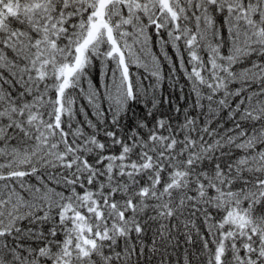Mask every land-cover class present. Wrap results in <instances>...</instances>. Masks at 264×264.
I'll use <instances>...</instances> for the list:
<instances>
[{
    "label": "snow or ice",
    "instance_id": "obj_1",
    "mask_svg": "<svg viewBox=\"0 0 264 264\" xmlns=\"http://www.w3.org/2000/svg\"><path fill=\"white\" fill-rule=\"evenodd\" d=\"M150 29L184 42L196 115L155 97L133 110ZM95 60L86 134L72 93ZM225 110L231 127H213ZM185 212L203 217L207 264H264V0H0V264H139Z\"/></svg>",
    "mask_w": 264,
    "mask_h": 264
},
{
    "label": "trees",
    "instance_id": "obj_2",
    "mask_svg": "<svg viewBox=\"0 0 264 264\" xmlns=\"http://www.w3.org/2000/svg\"><path fill=\"white\" fill-rule=\"evenodd\" d=\"M194 24V21L190 22L189 27L194 29ZM148 35L150 39L146 46L142 42L133 45L135 56L132 58L133 62L129 67L130 80L139 89L141 95L140 103H132L133 110L142 114L146 111L144 107L145 103H147L148 107H151L152 99L155 97L159 100L157 109L160 113L172 117L179 116L182 120L183 110L187 108L191 114L196 115L200 110H194L190 107L194 104L197 97L192 91V82L186 75V71H191L192 65L188 63L189 55L184 46V42L182 40L177 42L178 52L177 48L173 47L166 31L158 36L154 29H150ZM223 35L225 40H227L226 28L224 29ZM128 42L129 44L133 43L131 38H129ZM221 51L222 54H227V45L222 46ZM198 54L201 59H208V51L206 48L198 50ZM252 59L255 60L256 58L252 57ZM181 60L184 61L183 68L181 67ZM248 66L249 62L242 60L239 64L234 65L233 68L239 72L241 68ZM114 68L115 64L109 63L107 68L104 69L105 78L108 83L112 82V69ZM153 72H158L160 79H157L153 75ZM118 75L119 73L117 72ZM239 86L240 84L238 82H233L230 85L231 88ZM93 90H98L101 94L104 92L101 79V62L99 60H95L88 68L87 74L82 78L80 84L72 93L75 97V114L70 121L72 130L81 128L86 134H91L95 131L87 124V120L89 119L94 123H98L97 117L94 115L93 106L89 104L87 99V94ZM202 95L206 97V89H202ZM219 98L220 96L216 97V99ZM201 102L205 106L203 111L207 112L208 101L203 99ZM100 103L101 107L106 110L108 102L102 100ZM177 107L181 110L179 113L175 111ZM81 108H83V112L80 111ZM201 119H204V117H201ZM65 121V129L67 130V117H65ZM217 121L225 124L226 127H231L230 124L226 123V110L216 116L212 125L213 127L216 126ZM192 221L195 222L196 227H192ZM165 224L172 230L171 240L159 245V251L155 254L146 250L144 256L140 257L139 264H161L162 260L164 264H185V259H187L188 264H207L208 256L203 249L201 239L206 232V226L203 223L202 216H191L188 212H185L178 220H172L171 222L165 221ZM186 224L187 227L185 226ZM189 235L192 237L191 242L188 240ZM152 238V232H149L145 239V244L149 247H151ZM133 259L135 261L136 258L134 257Z\"/></svg>",
    "mask_w": 264,
    "mask_h": 264
}]
</instances>
